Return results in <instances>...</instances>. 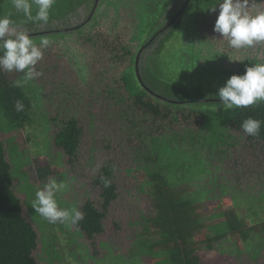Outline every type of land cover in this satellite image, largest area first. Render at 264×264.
Masks as SVG:
<instances>
[{
	"label": "trees",
	"instance_id": "obj_1",
	"mask_svg": "<svg viewBox=\"0 0 264 264\" xmlns=\"http://www.w3.org/2000/svg\"><path fill=\"white\" fill-rule=\"evenodd\" d=\"M99 1L100 6L95 9L97 0H58L46 24L26 22L24 18L18 21L17 25L20 29L27 30L34 41L39 43L41 37L63 32L61 28L64 26L60 23L67 22L69 25L71 21L79 19L78 9H83L85 15L87 10L86 19L72 29L79 31L85 42L88 37L89 43H93L95 36L91 32L98 26L87 30V34L85 30L93 25L96 14L101 10L102 0ZM216 3L218 0H168L164 18L158 22L153 33L146 35L142 45L114 47L106 43L101 55L111 63L117 62V66H123L119 75L114 77L110 84L104 85L102 95L113 100L116 109L120 107L121 110H129L132 115L130 121L126 119L128 112L126 115L117 112L120 118H125L118 120L121 124L118 125L115 136L120 134V141L132 140L129 139L132 135L128 137L123 133V128L125 131L127 127L126 122L132 125L131 129H134L133 133L137 135L135 140L139 145L136 143V146L129 147L127 152L130 157L135 156L137 161H144L142 166L147 176L144 184L151 189L150 201L154 216L143 219L146 223L143 226L144 234L150 236L143 235L141 244L136 248L139 254L158 260L153 264H200L197 254L200 246L212 249L214 244L232 237L239 241L238 247H235L237 254L246 253L251 260H258L264 252L262 189H252L249 192L251 195H247L241 189H236V184L231 187L227 181L222 185L220 179H214L212 183L218 186L220 197H228L231 206L210 217L212 220L217 218L221 221L216 226L206 224L199 212V203L210 191L208 183L201 180L208 174L212 161L218 159L221 162L225 158L229 151L223 149L224 145H228L230 149L239 144L230 132L237 133L246 143L264 146V123L258 138L246 135L240 128L241 122L248 117L264 122V102L225 111L217 95L218 89L226 83L224 81V84L220 85L219 82L226 77L221 72V62L217 55L212 59L203 58L202 50L206 41H209L206 38V25L209 21L212 24L213 17H216L219 11L218 7L216 11H210L208 8ZM187 15L189 22L183 26V17ZM170 18L173 19L168 21ZM197 21L200 25L196 28ZM185 27L191 28L187 42L183 48L178 47L175 51L169 41ZM41 28L46 30L41 33ZM196 36H201L203 41L196 42ZM258 47L247 49H255L257 52ZM148 52V55H142ZM251 54L254 55V50ZM221 55L223 61L224 54ZM182 58L186 61L178 62ZM245 62L247 66L264 63L257 56L246 59ZM241 65L242 62L235 70V75L244 74ZM110 67L116 68L111 65ZM198 72L201 75L197 77ZM14 73L17 72L0 70V137L34 123L33 109L41 105L37 87L32 81L23 82V73H17L16 78H10ZM98 77L95 86L104 82L103 73ZM147 77L151 78L150 82ZM17 81L21 82L20 86H17ZM120 88L123 91L120 92ZM18 101L23 105L22 110H17ZM57 119L60 125L53 137L54 145L72 158L77 155L82 138L79 121L75 116L69 115L62 116V120L57 116L54 121ZM181 119H184L183 122L187 125H182L181 132L171 131ZM197 123L206 130L205 135L201 131L190 129ZM113 124H116V110ZM13 146L15 145L11 147ZM206 146L207 149L204 150ZM6 150L8 149L5 143L0 139V264H38L34 255L38 247V236L32 224L24 217L21 200L14 192V177L11 173L14 165L9 162ZM191 156L197 160L192 161ZM148 164H152V167L148 168ZM39 174L41 177H47L49 172L40 169ZM101 177L110 180L111 186L105 188ZM180 178L195 181L196 185L194 188H174L172 181ZM95 184L102 191L100 206H95L90 199L85 201L81 207L84 218L74 225L89 241L103 233V221L107 211L117 199L114 176L109 166L101 168ZM204 230L208 236L201 241L196 240ZM139 254L133 253L134 261ZM118 263L126 264L119 255L115 264Z\"/></svg>",
	"mask_w": 264,
	"mask_h": 264
},
{
	"label": "rangeland",
	"instance_id": "obj_2",
	"mask_svg": "<svg viewBox=\"0 0 264 264\" xmlns=\"http://www.w3.org/2000/svg\"><path fill=\"white\" fill-rule=\"evenodd\" d=\"M167 2L168 0H102L101 10L96 14L97 18H94L93 25L85 30L87 34V30H91L95 25L98 26L91 32L95 36L93 43H89L88 37L85 42L79 31L72 29L86 19L87 10L85 15L83 9H78L79 19L71 21L69 25L67 22L60 23L64 26L61 25L63 32H54L47 37L51 43L44 50L43 59L36 65V70L43 75L31 80L37 87V95L41 98V105L33 109L35 122L26 125L24 129L0 137L8 149L6 153L9 162L14 165L11 172L14 177V192L21 200L24 217L32 224L38 236V247L34 254L38 264H115L118 255L125 260L126 264H153L158 261L145 254H139L136 248L141 244L143 235L150 236L144 234L143 226L146 223L143 219L154 216V208L150 201L151 189L144 184L147 181L142 166L144 161H137L135 156L130 157L127 152L129 147L136 146L137 135L135 136L134 129H131L132 125L126 122L127 127L125 131L123 128V133L128 137L132 135L129 138L132 140L120 141V134L115 136L118 125L121 124L118 120L122 121L125 118V116L120 118L117 112L122 115L128 112L126 119L132 121L131 112L121 110L120 107L116 109L114 101L102 95L104 85L110 84L113 78L119 75L123 66H117V62L111 63L101 55L106 43L114 47L142 45L146 35L153 33L158 22L160 23V20L164 18ZM256 2L257 9L264 10V4H259L262 0H256ZM99 6L100 1L97 0L95 9ZM169 13L170 10H168ZM8 14H11L16 24L25 18L23 13H17L12 7V0H0V16ZM188 16L183 17V26L189 22ZM213 18L212 24L209 21L210 25H206L208 29L206 38L209 41H206L202 55H204L203 58L208 59L218 56L222 65L221 72L226 75L219 81L220 85H223L224 81L235 75V70L241 62L242 68L245 69L246 59L257 56L259 60L264 61V43L256 45L259 46L257 52L255 49L229 48L227 41L222 40V37L213 31L217 16ZM199 25L200 22L197 21L196 28ZM188 28L179 30L169 41V45L175 51L178 47L183 48L187 42L188 31L191 30ZM44 30L46 29L41 28L40 32ZM200 37L196 36L195 41H203ZM252 50L254 55L251 54ZM150 52L142 55L146 56ZM221 54H224L223 61ZM185 61V58H182L178 62ZM200 72L197 77L201 75ZM100 73L104 74V82L100 86L97 84L95 86ZM17 76L18 74L14 73L10 75V78ZM208 78L211 79V77ZM147 80L150 82L151 78L147 77ZM121 91L123 90L120 88ZM115 110L116 124H113ZM64 115L75 116L82 129L77 155L72 158L66 156L53 142V137L60 125L58 119L56 121L54 119L59 116L62 120ZM139 119L141 120L140 116ZM183 120L181 119L171 131L181 132V127L187 125ZM190 129L201 131L204 135L206 133L199 123ZM230 134L238 140L239 144L230 149L228 145H224L223 149L228 150V154L221 162L218 159L212 161L208 174L201 180L203 183H208L207 187L210 191L199 203V212L202 220L212 226H216L221 221L217 218L212 220L210 217L231 206L228 197H220L218 186L212 183L214 179L216 181L220 179L219 182L222 185L227 181L231 187L236 184L235 188L241 189L247 195H251L249 192L252 189L264 191V146L246 143L237 133L230 132ZM12 145L15 146L11 147ZM190 158L192 161L197 160L194 156ZM106 166H109L113 172L117 199L107 211L103 221V233L95 236L93 241L82 236L74 225L48 223L32 209L31 201L34 199L35 191L41 188L50 177H56L67 185V189L57 193L56 196L61 207H76L81 211L83 203L88 199L99 207L102 191L95 184V180L101 168ZM148 166L151 168L152 164ZM40 169L49 172L47 177H41ZM172 184L174 188L184 186L194 188L196 182L180 178L172 181ZM241 214L244 213L241 212ZM262 217L264 219V215ZM207 236L208 233L204 230L195 239L201 241ZM237 243L239 241L232 237L214 244L212 249L200 246L197 252L200 264H264V252L258 260H251L246 253H235ZM134 252L140 255H137L136 261H134Z\"/></svg>",
	"mask_w": 264,
	"mask_h": 264
},
{
	"label": "clouds",
	"instance_id": "obj_3",
	"mask_svg": "<svg viewBox=\"0 0 264 264\" xmlns=\"http://www.w3.org/2000/svg\"><path fill=\"white\" fill-rule=\"evenodd\" d=\"M56 0H12V7L17 13H23L26 22L46 24ZM259 4H264V0ZM219 9L213 31L218 33L227 46L232 49L251 48L264 43V10L257 9L256 0H218L208 9ZM35 10V14H33ZM50 40L41 37L34 41L29 32L20 29L11 18V14L0 16V70L23 73V82L31 81L43 75L36 70V65L43 59L44 50ZM21 85L20 81L16 82ZM217 95L225 111L233 108H247L258 102H264V63L246 66L243 75H232L218 89ZM17 110L23 105L18 101ZM261 120L248 117L241 124V130L248 136L259 137ZM105 188L111 181L101 177ZM67 185L56 177L35 191L31 207L48 223L78 224L83 220V213L76 207H61L56 199L57 193L66 190Z\"/></svg>",
	"mask_w": 264,
	"mask_h": 264
}]
</instances>
